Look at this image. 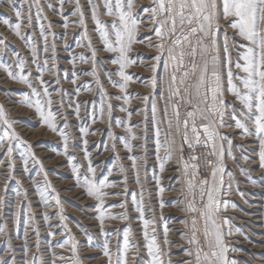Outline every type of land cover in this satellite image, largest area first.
<instances>
[{"label": "rangeland", "instance_id": "1", "mask_svg": "<svg viewBox=\"0 0 264 264\" xmlns=\"http://www.w3.org/2000/svg\"><path fill=\"white\" fill-rule=\"evenodd\" d=\"M135 2L136 12L144 19L137 39H142L144 42L135 44V50L129 53L130 58L136 63L126 71L133 76L136 83L130 84L127 90L131 96V104L126 105L123 99H115L116 96L123 94L118 88L112 86V81L120 80L118 65L111 63L116 54L103 51L99 35L94 30V22L90 18L91 11L87 0H80V3L85 12L88 34L92 38L93 47L97 49L96 70L100 84L96 83V78L92 75L84 74L91 73L93 65L91 51L87 47L77 46V41L85 45L87 41L82 39L83 30L75 23L78 19L76 15H73L75 0H65L62 15L59 14L60 0H39L43 13L38 17L37 7L33 4L32 26L23 28L22 32L35 44L39 65L43 66L45 59L48 60L49 70L43 74L45 81L43 86L37 79L40 73L37 71V64L32 63L31 48L27 46L26 40L17 37L9 26L2 23L4 18H8L11 23L17 22L15 10L23 5L22 11L28 14L29 8L25 0H16L14 5L9 4L8 0H0V40L4 41L0 43V49H2L0 63L19 72L17 60L27 61L25 74L31 73L30 79L41 93L43 87L48 88L53 101L51 110L56 115L57 128L69 134L68 152L65 155L64 139L58 132H53L43 124L34 108L21 103L25 94L31 95V89L26 84L9 78L0 70V105H3L8 119L14 121L13 128L20 139L32 146V152L42 162L47 172V180L56 189L55 193L49 189L47 195H49L50 205L45 206L37 191L45 185L44 174L40 171L39 164L28 155L27 145L12 141L13 150L9 155L6 151L9 143L0 144V197L3 198L0 203V229H3L0 231V261H7V264H25V261H32L36 256L42 258L44 264H53V261L55 264H65V261L58 257L63 256L66 259L70 257L72 255L70 246L60 248L57 245L65 243L69 236H73L78 242L79 256L83 264H107V257L102 251L106 241L115 264L116 256L119 254L118 249L123 248L124 233L130 228V240L139 246L137 257L139 264H146L143 222L139 219V213L135 210L133 203V196L140 200L141 195L145 206V217L155 221L157 240L164 252L169 254L162 257L165 264H168L169 260L173 264H178L179 261L187 259L183 249L188 245L185 239H181V234H187L185 221L190 222L191 217L182 211L185 205L181 196L184 178L177 170L179 166L175 163V157L173 161L166 164L165 171L161 172L155 155L154 120L165 119L166 102L161 96L162 94L166 96L167 93L163 90V85L156 89L154 96H149L147 105L141 102V97L149 95L152 91L145 87L152 76L151 68L147 66L155 63L153 57L156 55L155 49L148 46L156 42V37L150 30L147 15L143 13V8L151 5V0H135ZM49 4L52 5L51 8ZM45 16L47 19H44ZM65 19L68 22L67 28L63 26ZM102 19L111 20L112 18L102 16ZM49 22L51 28L48 27ZM23 23L27 24V20ZM41 23L46 29L47 45L40 35ZM228 31L231 32V29ZM149 36L151 40L147 39ZM53 44H55V68L51 67ZM45 46L48 47V52L43 51ZM16 52L19 53V57L14 55ZM80 54H83L89 62L82 63ZM235 55L233 53V56ZM73 58H75V64L72 63ZM50 72H55L56 75H51ZM74 72L76 76H73ZM157 73L158 76H163V62ZM73 79L76 81L74 84L71 82ZM108 97L111 99L109 100ZM227 99L231 101L232 97L228 96ZM107 103L113 106L111 117L107 114ZM153 103L158 109L155 118L151 111ZM77 105L79 116L75 111ZM102 105H105L103 120L100 118ZM122 106L127 109V112L120 111ZM237 106L239 107L238 104ZM129 112L131 119L128 118ZM93 117L96 118L95 122ZM225 122L234 124L230 116ZM65 124H67L66 128ZM5 127L0 124V129ZM81 127L89 130L87 136L80 132ZM160 127L163 132L167 129V124L161 123ZM252 127L249 125V128ZM129 128L141 139L132 140ZM221 132L232 140L231 152L225 144L224 194L221 197L229 205L221 212V217L229 221L223 227L226 242L230 246L229 259L234 260L236 264H264V169L259 166L260 143L254 135H244L241 129L234 127L223 128ZM160 139H164L163 135ZM84 140L88 141L87 145L83 143ZM126 142L134 145L131 152L125 146ZM177 143H179V137H177ZM140 144H144L145 149L135 147ZM85 148L92 166L96 168V181L107 176L109 181L117 185V187L103 190L109 193L104 200V211L106 214L117 216L116 220L105 219L103 232L97 219L98 201L90 197L86 188L83 187L84 178L86 176L89 179L92 178L91 173L87 171L89 160L85 159ZM206 151L207 149L204 148L196 149L197 154ZM188 152L189 150L185 148V158ZM160 155H164L163 150ZM71 156H75V160L69 163ZM130 156L145 157L147 161L140 168L139 184L136 182L135 170L131 167ZM245 156L248 157L247 160L244 159ZM25 160H27V171H25ZM10 164L12 167H9ZM72 164L78 165V173H73ZM121 166H123V172L120 171ZM208 173V169L201 168L197 178L204 179L208 176L210 179ZM125 186L126 194L114 195V193H124ZM160 187L164 188L162 196L159 192ZM56 194L60 197V206L51 200V196ZM161 199L165 204L163 209L160 207ZM122 202L127 204L126 209L119 206L112 207ZM60 207L63 208L62 214L66 217L64 221L60 220ZM125 211L129 219L122 220L119 217ZM45 214L48 216L47 220H45ZM165 223L169 229L168 240L171 246L164 244ZM64 224H67L70 232L64 228ZM37 229L39 236L36 235ZM230 230L231 235L228 234ZM49 232L54 235L50 236ZM37 242L40 246L39 251L36 247ZM25 243L27 255H25ZM180 245L183 248L178 247ZM53 253L57 255L53 256ZM131 259L130 252V262Z\"/></svg>", "mask_w": 264, "mask_h": 264}, {"label": "snow or ice", "instance_id": "2", "mask_svg": "<svg viewBox=\"0 0 264 264\" xmlns=\"http://www.w3.org/2000/svg\"><path fill=\"white\" fill-rule=\"evenodd\" d=\"M29 12L25 14L21 8L16 9L14 15L17 22L11 23L8 18H4L2 23L9 26L17 37L26 40L27 46L31 48L33 57L32 63L37 64V71L40 75L41 86L45 84L43 74L49 70L48 60L45 59L43 66L39 65L37 48L32 43L31 38H26L22 32L25 27L32 26L31 7H37V16L43 13V8L39 0H25ZM9 4L14 5L16 0H8ZM65 0H60V13L63 14ZM91 11V20L94 22L95 31L99 35V40L103 45V51L115 53L116 56L111 60L112 64L118 65L119 81H112V86L119 89L123 94L115 99H123L124 104H131V96L128 93L130 84L136 83L133 76L127 73V69L136 63L130 58L129 53L133 52L134 45L143 43L142 39H137L141 25L144 23L143 17L136 12L135 0H87ZM102 6V7H101ZM51 8L52 5L49 4ZM143 13L147 15L150 30L156 37L154 44H149L156 51L153 57L155 63L148 65L151 68L152 76L145 87L152 91L149 95L141 97V102L147 105L149 96L155 95L156 89L162 84L163 90L167 95L161 96L165 100L164 117L162 121L155 119V155L156 161L161 172L165 171V166L173 161L179 166L183 180V190L181 196L185 201L182 211L191 217L190 222L185 221L187 234H181V239H185L188 245L183 249L187 259L181 260L178 264H236L229 259L230 246L226 242L223 227L229 221L221 217L222 210L228 208V202L221 199L224 187L223 174L225 172L224 153L225 144L231 152L232 140L221 132L223 128L241 129L244 135H254L260 143L259 166L264 169V0H151L149 7L143 8ZM73 15L78 17L77 23L83 30L82 39L87 44L77 41L78 47H87L91 51V62L93 65L91 73L96 78L99 85V74L96 70L97 49L93 47L92 38L88 34V27L85 12L80 0H75V10ZM102 16L111 17V20H104ZM63 18V16H62ZM44 19H47L45 16ZM27 20V24L23 21ZM65 28L68 22L65 19ZM51 28V23L48 25ZM40 35L43 37L45 45L48 44L46 29L44 24L39 25ZM231 29V32L228 31ZM151 40V37H147ZM0 43H4L0 40ZM2 51V49H0ZM44 52H48L45 46ZM233 53L236 55L233 56ZM19 57V53H14ZM52 68H55V44L52 45ZM80 61L88 63V59L80 54ZM163 62V76H158L157 70ZM75 64V58L72 61ZM27 61L17 60L19 72L13 71L8 65L0 63V70L5 72L9 78L21 84H26L31 89V95L25 94L21 103L29 108H34L41 117L43 124L64 139V154L68 152L69 134L57 128L55 123L56 115L52 109V98L47 87H43V92L39 91L30 79L31 73L25 74ZM56 75L55 72H50ZM77 74L74 72L73 76ZM111 80V75L109 74ZM159 81V83H158ZM73 84L75 79L71 81ZM59 83V80H57ZM90 90V89H89ZM107 95V94H105ZM139 96V94H137ZM231 96L232 100L227 97ZM35 98V99H33ZM110 100L111 97H108ZM239 105V107L237 106ZM107 114L111 117L112 104L107 103ZM183 109V111H181ZM229 110H231L229 112ZM76 114L79 116V106L77 105ZM120 111L127 112L125 107ZM151 111L153 117H157L158 109L155 103L152 104ZM105 105L100 108V118L103 120ZM230 116L234 124L226 123V118ZM131 119V113H128ZM93 117V122H95ZM14 121L8 119L3 105H0V124L6 127L0 129V144L9 143L7 153H12V141H18L27 145V153L40 166V171L44 174L45 185L38 188L41 200L45 206L50 205L49 189L52 193L56 189L47 180V172L44 170L42 162L32 152V146L27 141L20 139L18 133L13 128ZM119 124V121H117ZM166 123L167 129L162 132L160 124ZM252 125V128H249ZM67 124H65V128ZM132 140L141 139L137 134L131 132ZM80 132L87 136L89 130L85 127L80 128ZM94 134V133H93ZM111 135V133H109ZM163 135L164 139L160 137ZM179 137V143H177ZM83 143L87 145L88 141ZM125 146L131 152L134 145L126 142ZM114 147V146H113ZM145 149L144 144L135 145ZM207 149L206 152L197 154V148ZM185 148L189 150L185 158ZM163 150L164 155L160 153ZM214 158V159H211ZM85 159L89 160L87 171L91 173V179L84 178L83 187L87 194L98 201L97 211L99 212L98 221L101 231L104 230L105 219L116 220L117 216L104 211V200L109 193L103 191L107 188H114L117 185L108 180V177L96 181V168L92 166L89 155L85 148ZM131 167L135 170L136 182L140 183V168L146 164L145 157L130 156ZM234 159V157H233ZM245 160L248 157H244ZM75 160V156L69 157V163ZM139 161V162H138ZM9 167H12L10 164ZM201 168L208 169L210 179H198ZM25 171H27V160H25ZM73 173H78L79 167L72 164ZM123 172V166L120 167ZM244 170H242L243 172ZM111 175V170H109ZM11 177V173H9ZM159 184V179H157ZM142 187V185H141ZM230 187V185H229ZM159 192L162 196L164 188L160 187ZM127 193L125 186L124 193H114L122 195ZM3 198L0 197V203ZM57 206H60L58 194L52 195ZM135 210L139 213V219L143 222V237L146 242L147 260L146 264H165L162 258L165 253L157 240L155 221L145 217V206L143 197L137 200L133 196ZM127 208L125 202L112 207ZM165 206L163 199L160 207ZM235 207V205H232ZM60 220L66 217L62 214L63 208L60 207ZM122 220L129 219L127 211L119 217ZM48 219L45 214V220ZM67 229V224H64ZM3 231V229H0ZM151 232V235H150ZM168 226L164 224V244L171 246L168 240ZM131 229L124 233L123 248L118 249L115 264H139V246L130 240ZM231 235V230L228 233ZM36 235L39 236L38 229ZM49 235H54L49 232ZM27 239V232L25 233ZM91 244V241H89ZM70 246L72 255L67 259L59 256L58 259L64 260L65 264H83L80 260L78 242L75 237L69 236L63 244L57 245L64 248ZM11 247V245H9ZM39 251V243L37 242ZM183 248L182 245L178 246ZM234 250V249H232ZM103 254L107 257V264H113L112 252L106 241L103 245ZM132 254L131 262L129 254ZM25 255H27V244L25 243ZM53 253V256H56ZM0 264H7V261H0ZM25 264H44L42 258L33 257L32 261H25ZM55 264V261H53ZM168 264H173L171 260Z\"/></svg>", "mask_w": 264, "mask_h": 264}]
</instances>
